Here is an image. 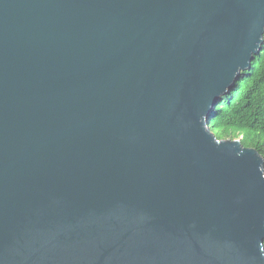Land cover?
<instances>
[{
  "label": "water",
  "instance_id": "1",
  "mask_svg": "<svg viewBox=\"0 0 264 264\" xmlns=\"http://www.w3.org/2000/svg\"><path fill=\"white\" fill-rule=\"evenodd\" d=\"M264 0H0V264H264V157L212 110Z\"/></svg>",
  "mask_w": 264,
  "mask_h": 264
},
{
  "label": "trees",
  "instance_id": "2",
  "mask_svg": "<svg viewBox=\"0 0 264 264\" xmlns=\"http://www.w3.org/2000/svg\"><path fill=\"white\" fill-rule=\"evenodd\" d=\"M212 131L218 139H240L264 157V44L212 110Z\"/></svg>",
  "mask_w": 264,
  "mask_h": 264
}]
</instances>
